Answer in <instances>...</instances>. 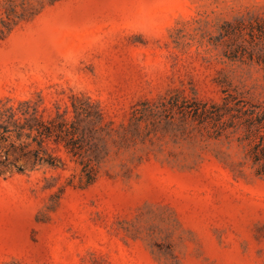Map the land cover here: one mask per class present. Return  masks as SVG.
I'll list each match as a JSON object with an SVG mask.
<instances>
[{
  "label": "rangeland",
  "instance_id": "374dc122",
  "mask_svg": "<svg viewBox=\"0 0 264 264\" xmlns=\"http://www.w3.org/2000/svg\"><path fill=\"white\" fill-rule=\"evenodd\" d=\"M257 21L264 0H0V264H264Z\"/></svg>",
  "mask_w": 264,
  "mask_h": 264
},
{
  "label": "trees",
  "instance_id": "16d2710c",
  "mask_svg": "<svg viewBox=\"0 0 264 264\" xmlns=\"http://www.w3.org/2000/svg\"><path fill=\"white\" fill-rule=\"evenodd\" d=\"M263 23L264 21L260 22L257 21L255 24L254 23H250L249 25V30H250V36L252 39H254V37H264V27H263ZM261 34V35H260ZM256 35V36H255ZM252 52H250V57H252ZM256 61L262 62L264 64V59H255ZM224 105H226V102L224 103ZM262 154L264 156V149L262 150ZM253 160L255 162H258L261 160V157H253ZM261 171L264 172V158H262V163H261Z\"/></svg>",
  "mask_w": 264,
  "mask_h": 264
}]
</instances>
